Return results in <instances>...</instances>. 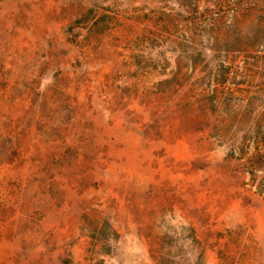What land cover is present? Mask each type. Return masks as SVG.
I'll return each instance as SVG.
<instances>
[{"label": "rangeland", "instance_id": "374dc122", "mask_svg": "<svg viewBox=\"0 0 264 264\" xmlns=\"http://www.w3.org/2000/svg\"><path fill=\"white\" fill-rule=\"evenodd\" d=\"M94 6L121 24L71 41L68 26ZM163 13L184 9L0 0V264H90L85 214L120 233L113 264H157L159 236L182 224L204 246L183 264H264V170L253 184L211 114L157 92L169 75L135 76L129 46Z\"/></svg>", "mask_w": 264, "mask_h": 264}, {"label": "trees", "instance_id": "16d2710c", "mask_svg": "<svg viewBox=\"0 0 264 264\" xmlns=\"http://www.w3.org/2000/svg\"><path fill=\"white\" fill-rule=\"evenodd\" d=\"M176 1L184 13H163L158 19L166 22L131 42L135 76L169 75L157 82V92L178 95L185 110L211 114L218 135L229 137V155L244 160L256 184V172L264 170V0ZM107 10L88 8L68 26L70 40L84 30L91 36L119 26L118 12ZM169 54L176 56V66L168 73ZM83 228L90 237V264H113L120 233L111 221L85 214ZM188 248L204 257L194 227L168 226L153 256L157 264H183Z\"/></svg>", "mask_w": 264, "mask_h": 264}]
</instances>
